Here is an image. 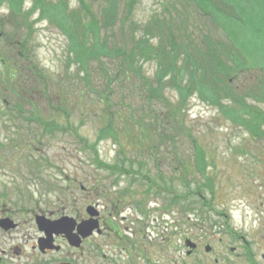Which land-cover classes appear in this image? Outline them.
Returning a JSON list of instances; mask_svg holds the SVG:
<instances>
[{
    "label": "rangeland",
    "instance_id": "rangeland-1",
    "mask_svg": "<svg viewBox=\"0 0 264 264\" xmlns=\"http://www.w3.org/2000/svg\"><path fill=\"white\" fill-rule=\"evenodd\" d=\"M19 1L20 8L15 9L10 0H0V34L8 37L6 40L5 36H0V207L2 201H6L14 209L24 208L25 215L32 214V210L70 215L73 208L82 209L90 187H136L140 194L133 199L142 198L148 211L156 210L159 223H163L159 225L160 231L168 229L169 232L161 242H168V253L174 247L172 255L176 261H181V254L189 249L186 237L199 243V250L190 257L189 264H202V252L207 244L219 249L231 246L229 235L225 233L229 234L232 230L263 232L264 37L253 33L252 29L259 23L256 17L251 18L250 11L264 0H233L234 17L224 14L218 24H207L209 19L206 17L203 18L205 23L199 21L197 26L189 25L190 30L197 31L195 38L200 39L199 43L203 29L218 41H224L232 53L238 55L237 62L244 66L231 78V86L233 92L244 97V105L239 103L242 99L232 96L222 95L221 99L213 100L201 89L190 88L188 92H183L181 87H185V82L182 86L174 85L172 74L165 78L164 84L157 86L162 87V95L172 101V108L180 104L186 130L204 147L207 166L203 173L196 168V149L189 137L183 136L184 132L180 135L174 133L175 136L152 137L154 143L161 144L160 147L156 145L157 154L149 149L153 145L151 139L143 137L144 152L138 154L139 148L134 152L126 145L128 139L121 138L122 142L126 141V149L124 154L120 153L121 147L114 135L104 137L105 131L102 133L106 123L104 119L110 118L111 111L107 108L112 104L110 99L114 101V112H121L131 124L132 129H128L127 133L130 131L137 136L142 135V131L151 133L150 121H143L150 112L146 110L145 96L148 99V92L142 80L131 70L120 72V79L124 80L125 76L131 78L126 81L127 88L138 91L130 97L127 88H120L119 79L113 82L109 92L101 76V64L92 61L89 66L92 82L88 84L83 78L80 53L74 49L70 36L47 12L43 16L42 8L35 0ZM44 1L56 4L60 0ZM66 1L70 10L78 6V0ZM90 1L99 6L105 0ZM179 7H182L180 0H139L131 17L135 26L131 29L129 26V29L136 33L137 38L143 37L146 25L153 16L176 12ZM194 9L195 17L199 10L193 5L190 12ZM108 32L102 29L101 37ZM120 36V30H115L111 40L115 41ZM150 40L157 43V39ZM92 41L93 35L89 32L88 42ZM103 59L113 73L119 70L116 67L119 59L107 56ZM142 61L143 74L155 86L156 75L160 73L156 59ZM226 61L231 62L229 58ZM15 64H26L32 70L29 77V88L32 90L22 91L23 96L15 93L12 81L7 83V68ZM34 65L44 71L46 79L41 80L35 75ZM120 66L126 67L121 61ZM131 101L133 109L128 106ZM213 101H220V104ZM154 108L166 113L163 103L155 104ZM250 111L256 113V125L250 119ZM38 116L49 126L31 118ZM114 118L117 127L125 124L118 116L117 120L116 116ZM249 119L250 122L247 121ZM166 130L174 132L171 124ZM174 140L180 142V153L183 154L180 159L175 156L178 154H175V146L172 145ZM166 142L169 150L164 146ZM94 149L104 163L112 165L125 161L129 167L130 161L137 157L145 164L142 166L136 161L134 168H141L142 173L160 183L159 187L164 184L159 175L163 173L169 186L173 183L175 192L187 197L181 199L180 204L172 202L168 207L166 201L170 200V195L150 188L153 185L139 175L136 178L97 163ZM181 160L186 161L185 169ZM171 176H175L174 181L170 180ZM209 177L213 178V184L205 188ZM198 185H202L211 207L202 205V195L196 190ZM190 188L193 192L189 191ZM27 227L33 232L30 236L6 238L8 243L3 248L16 244V248L31 254L35 230H32L31 222ZM159 263H163L162 255Z\"/></svg>",
    "mask_w": 264,
    "mask_h": 264
},
{
    "label": "trees",
    "instance_id": "trees-1",
    "mask_svg": "<svg viewBox=\"0 0 264 264\" xmlns=\"http://www.w3.org/2000/svg\"><path fill=\"white\" fill-rule=\"evenodd\" d=\"M10 1L15 9L20 8L19 0ZM35 1L36 4H40L43 16H45V13L47 12L50 18L56 20V22L70 36L74 49L76 48L80 53L79 55L82 61L81 68L84 71L83 78H86L88 84L92 82V73L89 71V66L92 61H97L101 64V66H99L101 76L103 77L106 84L105 87L109 92L112 91L111 88L113 82L120 79V72L124 71V73H128L131 70L132 73H135L142 80L148 92V99L145 95L144 96L147 104L146 110L148 113L150 112V114L147 118L145 117L143 119L142 117L141 121L142 119L143 121H145V119L150 121L149 125L152 127L153 131L149 134L146 131H142V135L138 136L130 131L127 133L128 129H132L131 124L127 123L128 120L124 118L121 112H114L112 109L114 101L110 99L112 104L107 108H110L111 111L109 113L110 118L108 117V120L104 119L106 123L103 125L104 127L102 129V133L105 131L104 137H106L107 134H113V138L120 144V153L122 154L125 153L124 149H126V145L134 152H137L136 148H139L138 154H140L139 152H144L142 149L144 147V143L142 142L143 137H145V140H152V137L160 138L166 135L175 136L174 133L180 135L184 132L186 135L184 134L183 136L189 137L196 149V168L203 173L207 166V157L205 155L204 147L193 136V134L186 130L187 124L183 116V111L180 109V104L177 103L174 105V108H172L170 106L172 101L164 94L162 95V87L157 86L164 84L165 78L172 74L173 78L171 81L174 85L182 86L185 84V87H181L183 92H188L190 88L192 90L201 89L202 92L208 94L213 100L221 99L220 96L222 95L224 97L232 96L236 99H242L239 103L244 105V97L238 96L237 93L233 92L231 86V78L235 72L242 71V67L244 66L237 62L238 55L232 53L229 45L224 41H218L212 35L204 32L203 29L202 31L199 30V32H202V39L199 43L200 39L198 40L195 38V33L197 31L189 29L190 24L197 26L199 21L205 23L203 20L206 17L209 19L207 24H209V22L218 24L220 17L224 16V14L227 17H234L235 7L233 0H180L182 2V7L177 8L176 12L170 11L162 15L153 16L150 19V22L146 25L145 33L142 35L143 37L139 38H137L138 36L134 31H130V29L135 26V24L132 23L133 21H131V17L133 16L139 0H105L104 3L99 6L95 5L90 0H78V6H76L75 9L71 8V10L68 8L66 0H60L56 4H46V1L44 0ZM230 2L233 5H231ZM172 4H174L173 1ZM257 4L255 5L254 10L250 11V16L251 18L256 17L259 25L252 30L254 34L264 37V1L258 2ZM193 5L199 10L195 17L193 14L196 13V9L190 12V7H193ZM210 28L211 26H209V29ZM102 29L106 31L109 30L108 34L104 37H101ZM29 30L31 34L32 23L29 25ZM110 30L112 31L110 32ZM115 30H120L121 36L119 39L112 41L111 38L113 39ZM80 31L81 34L79 35ZM87 31L91 32L93 35L92 42H88L89 32ZM151 38L157 39V43H154V41L151 42ZM104 56L116 60L119 59V65L116 66L119 68L117 72L113 73L110 70V66L106 64L103 59ZM21 57L23 58V55ZM228 58L231 60L229 63L226 61ZM142 59H156L160 69V73L156 75V82L158 85L156 84L154 86L152 80L143 74ZM120 61L124 62L126 67L120 66ZM27 67L28 65L26 64H15L8 68L6 67L7 83H9V81L13 82V88L17 95L21 94V96H23L22 91L28 92L29 90H32L29 88V77L32 70L30 67ZM32 68L35 75L41 80L46 79L44 71L37 65H34ZM124 78V80L120 79L121 89L127 88L126 81L131 80L129 76H125ZM127 89L129 92L126 93L129 94L130 97L138 91L134 88ZM34 90L37 89L34 88ZM213 102L220 104V101ZM125 103L127 104V101ZM158 103H163V106L166 108V113H164L163 110L154 108V105ZM128 106L129 109H133V102L131 101ZM250 112V119L253 120L256 125V113L255 111ZM115 116L116 120L118 116L120 122H124L125 124L117 127V122L114 120ZM31 118L32 120H41V122L49 126V123L40 119L39 116ZM250 119L247 121L250 122ZM170 124L173 126V133H171V130H166ZM124 133L127 135H124ZM125 137L128 139L127 144L126 141H121V138ZM152 142L153 145L149 149L157 154L158 147H156V145L160 147L161 144L158 145L154 143L153 140ZM179 143L180 142L174 140L172 145L175 146V154H178L175 156L180 159V156L183 157V154L180 153ZM164 146L169 150L167 142ZM94 150L97 163L101 165L105 164L108 166V169L114 171L119 170L121 173L127 175L132 174L136 178L139 175L143 179H147V181L153 185L152 187H159L160 183L154 178H151L148 174L142 173L141 168L133 167L136 161L142 166L145 164L138 160L137 157H134V161H130L129 167L126 166L125 161H122L121 164L112 165L104 163V161L100 159L97 149ZM175 156L173 159L176 160ZM184 158L186 157L184 156ZM185 163V160H181L183 169L187 167ZM159 175L164 182V184H161L162 187H174L173 183H170L169 186V183H167L166 180L167 178L163 173L160 172ZM209 178L210 179H207V184L204 185L205 188L213 184V178ZM170 180L174 181L175 176H171ZM197 187V193L202 195V185H198ZM173 190L175 192V189ZM189 191L193 192V188H190ZM182 198V195L176 193V197L171 198V200L173 201V204L178 205L182 202Z\"/></svg>",
    "mask_w": 264,
    "mask_h": 264
},
{
    "label": "flooded vegetation",
    "instance_id": "flooded-vegetation-1",
    "mask_svg": "<svg viewBox=\"0 0 264 264\" xmlns=\"http://www.w3.org/2000/svg\"><path fill=\"white\" fill-rule=\"evenodd\" d=\"M150 188L167 191L170 200L166 201V205H171V187ZM138 193L140 194V190L137 191L136 187H90L87 189V199L82 209L73 208L70 215L33 210L32 214L25 215L24 208L14 209L6 201H2L0 264H189L190 257L199 250V243L196 251L191 254L187 249L181 254V261H176L172 255L174 247L168 253V242H161L167 238L168 229L166 232L160 231L159 225L163 223H159L156 210L148 211L142 198L133 199ZM202 205L211 207L205 200L204 191ZM262 205L264 206V201ZM40 216L48 220L69 217L71 238L66 232L50 233L40 228L37 223ZM30 222L32 230H35L32 235L35 242L31 246V254L16 248V244L14 247L8 245L9 247L3 248L8 243L6 238L15 239L13 235L25 238L30 236L33 232L29 227L25 228ZM85 223L86 227L83 225ZM262 225L263 232L260 233L235 230L225 233L231 240L229 247L212 248L209 244L211 248L207 250L205 245L202 264H264V217ZM84 228L89 231L87 235H84ZM43 239L49 240L44 247ZM169 245L173 246L172 243ZM160 255L163 263H159Z\"/></svg>",
    "mask_w": 264,
    "mask_h": 264
},
{
    "label": "water",
    "instance_id": "water-1",
    "mask_svg": "<svg viewBox=\"0 0 264 264\" xmlns=\"http://www.w3.org/2000/svg\"><path fill=\"white\" fill-rule=\"evenodd\" d=\"M70 222H71V220L69 217H63L61 219L53 220V221L47 220L43 216H40L37 218V223H38L40 228H42L46 231H49L50 233H52V232H66V234H68V236L71 238V234L69 233L71 231V228H70L71 223ZM83 225H84V227H86L87 223H85ZM83 232H84V235H87L89 231L87 228H84ZM43 241H44L43 242L44 245H42V247H44L45 244H47V242L49 240L43 239ZM187 245L191 248H195L197 246L196 243H194L191 240H187ZM207 250H210L209 246L207 247Z\"/></svg>",
    "mask_w": 264,
    "mask_h": 264
}]
</instances>
